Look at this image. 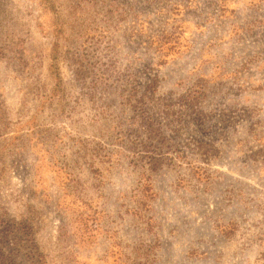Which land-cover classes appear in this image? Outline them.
Segmentation results:
<instances>
[{"label": "rangeland", "instance_id": "rangeland-1", "mask_svg": "<svg viewBox=\"0 0 264 264\" xmlns=\"http://www.w3.org/2000/svg\"><path fill=\"white\" fill-rule=\"evenodd\" d=\"M33 255L264 264V0H0V264Z\"/></svg>", "mask_w": 264, "mask_h": 264}, {"label": "trees", "instance_id": "trees-1", "mask_svg": "<svg viewBox=\"0 0 264 264\" xmlns=\"http://www.w3.org/2000/svg\"><path fill=\"white\" fill-rule=\"evenodd\" d=\"M35 254H36V253H35ZM33 256H34V255H33ZM35 257H36V259H35ZM34 259H35V260H33V264H40V263H41L40 260L38 261L37 255L34 256Z\"/></svg>", "mask_w": 264, "mask_h": 264}]
</instances>
